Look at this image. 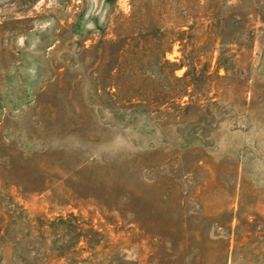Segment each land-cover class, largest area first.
Instances as JSON below:
<instances>
[{"label": "rangeland", "instance_id": "obj_1", "mask_svg": "<svg viewBox=\"0 0 264 264\" xmlns=\"http://www.w3.org/2000/svg\"><path fill=\"white\" fill-rule=\"evenodd\" d=\"M0 264H264V0H0Z\"/></svg>", "mask_w": 264, "mask_h": 264}, {"label": "trees", "instance_id": "obj_2", "mask_svg": "<svg viewBox=\"0 0 264 264\" xmlns=\"http://www.w3.org/2000/svg\"><path fill=\"white\" fill-rule=\"evenodd\" d=\"M138 104V103H137Z\"/></svg>", "mask_w": 264, "mask_h": 264}]
</instances>
